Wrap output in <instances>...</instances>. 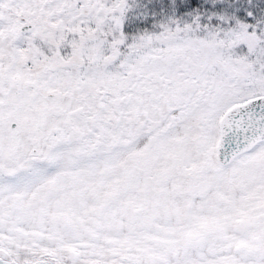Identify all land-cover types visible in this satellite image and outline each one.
Returning <instances> with one entry per match:
<instances>
[{"label": "snow or ice", "instance_id": "6c2138e0", "mask_svg": "<svg viewBox=\"0 0 264 264\" xmlns=\"http://www.w3.org/2000/svg\"><path fill=\"white\" fill-rule=\"evenodd\" d=\"M0 264H264V0H0Z\"/></svg>", "mask_w": 264, "mask_h": 264}]
</instances>
